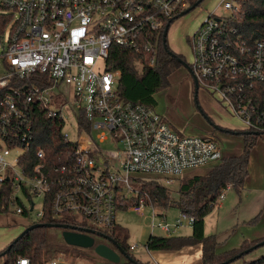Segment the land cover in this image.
Wrapping results in <instances>:
<instances>
[{"label": "built area", "instance_id": "1", "mask_svg": "<svg viewBox=\"0 0 264 264\" xmlns=\"http://www.w3.org/2000/svg\"><path fill=\"white\" fill-rule=\"evenodd\" d=\"M222 6L227 17L209 13L193 34L188 65L198 89L217 94L245 131L264 135V38L252 47L242 43L230 25L238 2L223 0ZM187 9V0H0L1 16L12 18L0 74V200L8 196V213L16 206L17 215L28 216L42 198L36 223L48 208L54 218H79L106 236L117 226L121 204L136 198V213L153 209L152 230L175 237L193 227L195 217L185 213L169 223L164 210L140 197L136 184L140 175L165 185L219 164L220 143L175 129L156 108L122 100L120 71L108 64L118 46L135 52L140 67L154 68L166 27ZM72 105L77 138L63 132L73 146L48 155L35 146L34 112L43 109L65 126ZM138 248L131 245L130 252ZM15 264L32 262L19 258Z\"/></svg>", "mask_w": 264, "mask_h": 264}, {"label": "rangeland", "instance_id": "2", "mask_svg": "<svg viewBox=\"0 0 264 264\" xmlns=\"http://www.w3.org/2000/svg\"><path fill=\"white\" fill-rule=\"evenodd\" d=\"M222 1L223 0H205L188 15L175 20L170 26L168 45L174 53L182 56L187 64L193 62L190 40L198 27L206 20L209 13L216 11L217 15L220 17H227L230 14L229 11L224 10ZM191 4V0H188V9L191 7ZM8 37V32L4 35L0 32V74L2 73L1 55L8 41ZM155 98L157 101L156 110L165 115L170 125L175 129H181L189 135L207 136L217 140L220 143L224 158L237 156L242 153L244 145L243 136L235 134L234 132L245 131V126L229 115L225 108H223L224 105L218 99L217 94H212L204 89L197 90L193 76L185 67L178 69L169 76L167 86L161 89L155 95ZM72 108V110L65 112L68 119L64 126V132L69 134L71 140H76L77 109L74 105H72ZM214 125H221L231 131V133L221 131L220 129L212 130V128H215ZM104 148L106 150L114 149L111 145H105ZM221 163L222 162L219 164ZM219 164L193 170L184 177L165 184L170 189L172 203L168 208L162 210H164L163 213L166 215L169 223H174L176 219L183 214L177 206L181 198L179 190L182 184L187 183L191 178L206 176ZM249 169L250 176L242 192L239 194L234 188L230 187L223 193L224 197L218 199L216 207L206 217L205 225L208 231L207 234L210 233L209 235H211V233H216L223 236L229 231H231L232 234V229L236 226V230H233L235 233L231 239V243L234 242L237 245L242 242L240 238L243 239L244 234L252 231L237 229L245 227V222L256 218L258 214L256 224L259 223L261 218L264 219V138L257 141L251 152ZM140 177L145 180L148 179L149 176L140 175ZM143 180H140L139 183ZM129 196L134 197V194L130 193ZM35 203L37 209L29 213L28 216L17 215L15 213L16 206L11 207L10 213L0 214V252L12 244L29 225L38 221L37 214L42 209L43 199L36 198ZM157 214L159 215L160 212L157 211ZM73 220L78 224L81 223L79 218H73ZM156 220V223H158L159 217H157ZM152 223L153 209L151 207H147L143 214L136 213L132 208L126 210L118 209L116 212V224L129 231V245L139 246L136 251L130 253L140 264H155L152 252L147 248L149 238L151 236L166 237L160 229L152 230ZM86 224L94 228L97 232H103L99 227L90 222ZM46 230L50 247L57 259L62 257L65 262L70 264H115L98 257L93 249H82L66 244L61 229L47 228ZM191 230L192 228L190 227H183L175 236L190 237L192 233ZM94 237L96 239V244H101L105 240L104 237L99 234ZM111 247H113L116 252H119L116 246L111 244ZM199 248H201V246L196 245L186 247L180 251L170 252L176 256H180ZM240 248L241 246L239 249ZM219 251L221 252V250ZM247 251L249 250H246V252ZM120 256L121 261L116 264H129L125 256L122 254ZM263 257L264 245L243 255V257H240L232 264H243L244 262L254 261ZM0 264H4V259L0 258ZM199 264H202V260Z\"/></svg>", "mask_w": 264, "mask_h": 264}, {"label": "trees", "instance_id": "3", "mask_svg": "<svg viewBox=\"0 0 264 264\" xmlns=\"http://www.w3.org/2000/svg\"><path fill=\"white\" fill-rule=\"evenodd\" d=\"M198 1L191 0V6ZM236 1L239 4V8L230 19V25L237 30V35L240 36L241 42L252 47L256 41L264 38V0ZM4 15L1 16L0 14V32L2 34L5 33L7 25L12 20L10 16ZM170 52L176 56H173ZM139 59L135 52L116 46L112 50L108 64L110 71H120L118 92L122 100L156 108L157 101L155 95L167 86L169 76L183 67L180 59L183 61L185 59L174 53L170 47L166 50L164 40L160 45L158 62L154 68L148 66L140 67ZM33 118L36 147L44 148L48 155H55L62 149L73 146L72 143L64 139V122L62 120L49 118L46 112L40 108L35 110ZM219 129L231 133L227 129ZM234 133L243 136L244 145L242 153L237 156L225 157L222 163L215 166L206 176L191 178L180 187L179 193L181 198L177 206L183 213L195 217L192 235L190 237L151 236L147 242L149 251H180L189 246L202 245V264H224L264 241V238L251 242L245 241L240 249L220 252L216 236H207L205 233V219L216 207L217 201L223 193L230 187L234 188L239 194L244 189L246 181L250 176L251 152L257 141L264 138L263 134L256 135L247 131ZM136 189L139 191L140 197H145L147 202L154 207L166 209L172 203L169 187L156 180H143L141 183L138 181ZM7 190L5 192L8 195ZM135 202L136 198L127 200L121 204L120 209L126 210L131 208ZM2 204L5 205V209H2ZM8 211L9 202L7 196V199L3 200V202L0 200V214H6ZM68 218V220L54 218L47 208L46 215L40 223L44 225H69L81 229L91 228L86 224L75 223L71 217ZM257 220L258 216L249 224H256ZM46 229L38 228L30 231L13 244L11 250L5 256H2V253L7 248L0 252V258L4 259V264H15L19 258H29L32 264H46L47 262L57 260L50 247ZM61 232L63 234L64 230L61 229ZM105 235L114 241L118 248L130 253L131 245L128 243V229L117 225L113 230L106 231ZM129 257L133 258L131 253ZM62 261L64 260L62 259ZM243 264H264V257L244 262Z\"/></svg>", "mask_w": 264, "mask_h": 264}, {"label": "water", "instance_id": "4", "mask_svg": "<svg viewBox=\"0 0 264 264\" xmlns=\"http://www.w3.org/2000/svg\"><path fill=\"white\" fill-rule=\"evenodd\" d=\"M205 0H199L198 2H196L194 5H192L189 9H187L185 12H183V14H181L180 17H184L186 15H188L191 11H193L194 9H196L199 5H201ZM169 28L170 25H168L166 27V30L164 32V45L166 50L169 49V45H168V33H169ZM171 53V52H170ZM173 56H176L175 54L171 53ZM180 62L182 63L183 67H185L189 73L193 76L195 84H196V88L198 90V81L195 78V76L193 75L189 65L187 64V62L183 61L180 59ZM197 92V91H196ZM215 129L219 130L218 126H214ZM38 228H58V229H63V239L66 242V244L73 246V247H77V248H82V249H93L94 253L102 258L105 259L109 262L112 263H119L121 261V254L123 256H125L129 262H131L132 264H140L139 262H137L135 259L129 257L124 251H122L120 248L117 247V244L112 241L110 238L106 237V236H102L104 237V239L108 240L113 246H116L119 252H116L114 249L110 248L109 246L105 245V244H96V239H95V235L97 236L98 233L90 230V229H81V228H76L74 226H69V225H60V224H40V223H35L32 224L31 226H28L23 232L22 234H20V236H18L14 242L12 244H10L7 249L2 253V256H5L12 248L13 244L16 243L17 241H19V239H21L22 237H24L27 233H29L30 231H33L35 229ZM264 245V241L257 244L254 248H252L249 251H245L243 254L236 256L235 258H232L231 260H229L228 262L224 263V264H231L233 262H235L236 260H238L241 256L248 254L250 251L256 249L257 247H260Z\"/></svg>", "mask_w": 264, "mask_h": 264}, {"label": "crops", "instance_id": "5", "mask_svg": "<svg viewBox=\"0 0 264 264\" xmlns=\"http://www.w3.org/2000/svg\"><path fill=\"white\" fill-rule=\"evenodd\" d=\"M216 126H218L220 128H224L221 125H216ZM224 129H226V128H224ZM177 130H178V128H177ZM179 131H183V130L179 129ZM184 133H186V132H184ZM254 219L255 218H253L252 220H254ZM252 220L246 221L245 225H244L245 227H243L241 229H237V230H243V229L252 230V231L244 234L243 239L240 238V240L242 242L238 243L237 245L234 242L231 243V239L233 238V235L235 233V231H233V230H236L235 229L236 226L232 229V234H231V231H229V232H227V234H224L222 236L221 234H216V233L215 234L211 233V235H209L210 233L207 234L208 231H207L206 225H205V233L207 236H212V235L216 236L218 244H219L218 250L228 251V250L239 249V247L242 246V244L245 241L251 242V241H255V240L264 238V219L261 218L259 223L253 224L252 226L248 225ZM191 232H192V230H191ZM191 235H192V233H191ZM199 246H201V248H199L195 251H189V252L184 253L183 255H180V256H176L173 253L166 252V251H157V252L151 251L152 255H153V261L155 264H157V263L158 264H190V263L199 264L201 262V260L203 259L202 258V245H199Z\"/></svg>", "mask_w": 264, "mask_h": 264}, {"label": "flooded vegetation", "instance_id": "6", "mask_svg": "<svg viewBox=\"0 0 264 264\" xmlns=\"http://www.w3.org/2000/svg\"><path fill=\"white\" fill-rule=\"evenodd\" d=\"M212 130H216V129H215V128H212ZM102 244H105V245H107V246H109L110 248L113 249V247H111V244L109 243V241L106 240V239L103 241ZM121 250H122V249H121ZM122 251H124V250H122ZM124 252L129 256L130 253H128L127 251H124Z\"/></svg>", "mask_w": 264, "mask_h": 264}]
</instances>
